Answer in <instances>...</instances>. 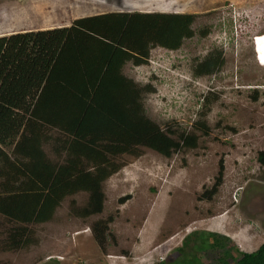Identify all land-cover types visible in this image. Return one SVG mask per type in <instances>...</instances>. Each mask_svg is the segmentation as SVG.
Segmentation results:
<instances>
[{
	"label": "rangeland",
	"instance_id": "1",
	"mask_svg": "<svg viewBox=\"0 0 264 264\" xmlns=\"http://www.w3.org/2000/svg\"><path fill=\"white\" fill-rule=\"evenodd\" d=\"M113 12L193 14L195 34L185 37L101 18ZM75 26L95 33L106 50L114 47L112 58H145L147 63L141 65L132 58L123 74L151 86L153 91L143 93L148 116L163 128L194 131L198 144L170 157L140 146L139 155L113 159L103 169L108 175L101 182L105 201L99 213L82 216L90 197V189L82 187L61 202L51 220L27 224L23 238L18 233L23 224L0 212V264H158L180 260L186 253L214 263L220 251L194 249L197 239L205 240L201 231L229 237L233 251L256 250L264 243V56L258 60L257 52V35L264 34V0H0V37L57 29L32 44L20 62L0 71V92L12 77L21 80L16 85L25 91L43 85L35 97L0 93L1 162L8 158L23 167L44 157L56 159L63 130L54 123H34L31 110L55 96L52 108L60 110L62 118H57L65 123L83 107L85 102L60 99L63 92L50 90V81L44 86L47 75L40 68L64 41L72 40ZM66 45L76 50V44ZM218 51L223 52L222 65L213 73L197 74L196 64ZM106 55L94 54V75L82 76L89 93L92 79L94 88L104 92L109 78L120 77V63ZM56 70L62 75L60 70L66 68ZM199 120L205 121L209 134L194 130ZM221 161L218 192L211 200L202 198L214 185ZM10 185L0 178V195H6L4 188ZM96 224L102 241L96 237ZM12 235L22 239L20 245ZM179 248L185 253H177Z\"/></svg>",
	"mask_w": 264,
	"mask_h": 264
},
{
	"label": "trees",
	"instance_id": "2",
	"mask_svg": "<svg viewBox=\"0 0 264 264\" xmlns=\"http://www.w3.org/2000/svg\"><path fill=\"white\" fill-rule=\"evenodd\" d=\"M101 18L108 19V21L110 19L111 23L114 20L142 23L155 28L177 31L185 37H191L195 34L192 27L195 18L193 14L189 13L113 12L101 15ZM73 31L75 35L71 34V37H75L73 38L74 43H77L79 39L92 41L94 48L98 49L96 54L99 52L103 54L106 51L112 61H118L121 67L119 70L120 77L117 76L111 87L107 85L104 92H94V98L90 95L87 96L90 93L85 92L82 98L76 99V101L85 103L82 104L83 107L78 109L77 115H71L65 123L57 118L58 116L62 118L60 110L55 111L52 108L55 101H58L55 96L46 98V102H43L41 106L35 105L36 107L31 110L34 115V123H40L43 127V122L54 123V127L63 130L64 138L55 147L56 159L44 157L30 161L23 167L8 158L4 163L0 161L2 164L0 165V178L11 184L4 188L6 195H0V212L23 224L18 227L21 238L26 235L27 227L25 226L27 224L51 220L61 202L81 187L90 189V197L81 212L82 216L101 212L105 201L101 182L108 175L103 169L110 165L116 157L126 153L139 155L138 148L140 146L151 148L166 157H170L175 152L195 148L198 144V135L194 131L190 132L183 129L180 132L173 129L171 125L163 128L148 116L143 93L153 91L151 86H142L123 74L124 66L128 62H132V58L136 65L147 63L145 58L139 55L129 59H125V55L112 58L114 47L110 51L103 48L102 44L106 43L102 42L101 38L95 37V33L79 26L73 27ZM56 32L57 29L40 30L0 37V71L15 62H20L32 44ZM206 34L207 31L202 33L203 36ZM149 52H151L150 49ZM222 55V51L209 53L196 64V73H213L222 65ZM52 59L54 60V57L50 59V63H52ZM54 67L56 68V62ZM24 69L27 70L25 66ZM54 74L55 72L52 75L54 76ZM14 79L11 78V84L10 82L2 84L3 87L0 92L2 96L8 98L22 92H27L26 94L29 96L32 94L29 86H26L27 91H25L22 86L16 85L21 80L17 82ZM51 84L50 90L56 84L52 78ZM60 99L71 101L64 96ZM207 99H205L206 102ZM8 100L10 102V99ZM42 106L43 108L40 109ZM49 107L56 114L51 113L52 110H49ZM30 117L31 115H29ZM194 130H202L204 134L210 132L207 124L202 120L194 124ZM261 160L264 162V153ZM113 172L117 171L113 170ZM223 172L224 166L223 161H221L220 172L214 185L211 189L203 192L202 198L211 200L214 197L223 182ZM95 232L96 237L102 241V229H98L97 224ZM200 235H203L205 240L202 243L197 239L196 246L193 245L195 250L207 251L213 248L220 251L216 261L208 264H264V243L256 250L244 253L240 250L233 251L230 249L228 246L230 239L225 235L207 231H201ZM16 238V235H12V239L16 241L18 246L22 239L17 238L16 240ZM210 238H213L214 242ZM176 252L185 253L180 248ZM187 254L188 256H186ZM185 256L180 260L170 261L168 259L158 264H205L206 258L197 261V257L190 253H186Z\"/></svg>",
	"mask_w": 264,
	"mask_h": 264
},
{
	"label": "crops",
	"instance_id": "3",
	"mask_svg": "<svg viewBox=\"0 0 264 264\" xmlns=\"http://www.w3.org/2000/svg\"><path fill=\"white\" fill-rule=\"evenodd\" d=\"M20 32H27V31H20ZM19 33V32H15ZM9 36V35H5ZM75 38V37H73ZM73 38L71 37V41H64L63 44L65 43L64 46H60L58 51L52 52V58L54 57V60L52 59V63H50V59L47 58V62L42 63L40 66L41 70L44 69L43 76L46 74L47 79L46 81L44 80V86L45 84L48 85V81L51 82V78L54 83V88L52 91L54 93L58 94L59 92H63L59 96H64L65 98H69L71 101L70 103H73L76 99L82 98L85 92H87V87L86 85L84 86L83 82H80L82 80L83 74H91V72H94V66H98L97 63L94 64V54L98 51V49L94 48V42L92 41H86L84 39H79L77 43L73 42ZM72 43L76 44V50H68L66 48V43ZM84 45V46H83ZM85 48H89V50H85ZM49 55V52L46 54ZM68 58V59H67ZM70 59H73L75 62H71ZM53 62H56V67L57 69L60 68L62 65L65 66L66 70H60L62 72V75L56 70V68H52ZM39 68V69H40ZM55 72L54 76L52 75ZM94 78V76H93ZM117 77H111L109 78L108 83L105 84V87L107 88L106 85H109L111 81H115ZM64 80H67L68 84L62 85L61 83L64 82ZM91 92L90 94H87V96L90 95V97L94 98V92H98L99 90H103L102 87H95L94 88V79L91 81ZM106 82V80H105ZM112 85V84H111ZM111 85H109L111 87ZM108 86V87H109ZM40 87V85H39ZM33 87L32 90V95L37 96L40 94L41 89L43 88V85L38 88L37 90H34ZM105 89V88H104ZM49 91V90H48ZM47 91V92H48Z\"/></svg>",
	"mask_w": 264,
	"mask_h": 264
},
{
	"label": "bare ground",
	"instance_id": "4",
	"mask_svg": "<svg viewBox=\"0 0 264 264\" xmlns=\"http://www.w3.org/2000/svg\"><path fill=\"white\" fill-rule=\"evenodd\" d=\"M258 37H257V41H258V46H259V49H257V52H258V60H260V58L262 57V56H264V52H263V50H264V34H262V35H257ZM263 60H264V58H263ZM260 63L262 64V65H264V61H260Z\"/></svg>",
	"mask_w": 264,
	"mask_h": 264
}]
</instances>
